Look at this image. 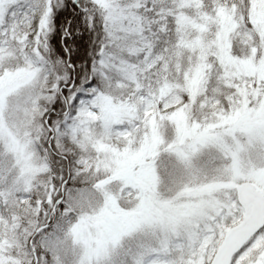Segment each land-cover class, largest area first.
I'll return each mask as SVG.
<instances>
[{"label":"snow or ice","instance_id":"6c2138e0","mask_svg":"<svg viewBox=\"0 0 264 264\" xmlns=\"http://www.w3.org/2000/svg\"><path fill=\"white\" fill-rule=\"evenodd\" d=\"M0 264H264V0H0Z\"/></svg>","mask_w":264,"mask_h":264}]
</instances>
